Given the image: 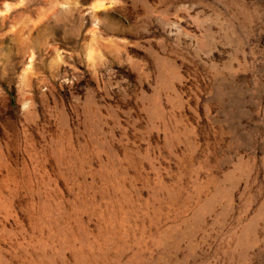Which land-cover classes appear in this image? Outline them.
<instances>
[{
	"label": "rangeland",
	"instance_id": "rangeland-1",
	"mask_svg": "<svg viewBox=\"0 0 264 264\" xmlns=\"http://www.w3.org/2000/svg\"><path fill=\"white\" fill-rule=\"evenodd\" d=\"M0 264H264V0H0Z\"/></svg>",
	"mask_w": 264,
	"mask_h": 264
}]
</instances>
